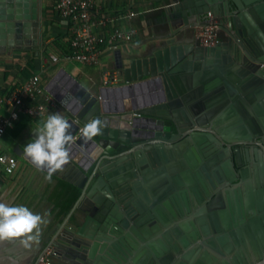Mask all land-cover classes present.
<instances>
[{
	"label": "water",
	"instance_id": "water-1",
	"mask_svg": "<svg viewBox=\"0 0 264 264\" xmlns=\"http://www.w3.org/2000/svg\"><path fill=\"white\" fill-rule=\"evenodd\" d=\"M162 9L147 42L115 52L109 83L87 87L60 69L45 86L74 137L70 162L53 174L78 195L50 224L58 264H264L263 159L251 180L237 177L238 156L201 155H229L264 130V0H170ZM44 12L43 0H0V51H39ZM209 12L222 35L213 47L195 38ZM97 118L102 135L85 143L81 130ZM182 135L190 138L176 144ZM24 147L12 155L30 162ZM162 183L175 191L164 200Z\"/></svg>",
	"mask_w": 264,
	"mask_h": 264
},
{
	"label": "crops",
	"instance_id": "crops-1",
	"mask_svg": "<svg viewBox=\"0 0 264 264\" xmlns=\"http://www.w3.org/2000/svg\"><path fill=\"white\" fill-rule=\"evenodd\" d=\"M58 1L43 0L47 31L39 51L25 49L14 52L0 51V97H8L22 86L24 82L19 78L17 64L25 63L32 52H36V56L39 57L36 75L41 77L44 88L60 69H65L87 87H90V83L103 81L105 74L114 70L115 52L139 47L147 42L161 26L164 16L162 8L170 4V0H97L93 14L95 31L104 35L108 42H111V35L116 31H126L133 36L131 41L119 43L117 51L104 47L101 63L98 66H87L75 61L52 62L53 56L62 53L53 42L61 35L69 32L73 34L74 27L73 22L59 16L56 9ZM106 18H111L113 21L103 26L102 22ZM45 47L46 53H44ZM76 64H81L83 67H77ZM57 112L64 115V109L60 104L55 108H49L41 117L22 116L12 128L7 130L2 141L4 151L14 157L9 153V147L12 146L14 149L18 145L26 146L31 141V134L50 114ZM24 140L26 144L23 143ZM16 159L19 167L14 175L7 176L0 173V202L10 206H25L33 213L46 218L48 223L41 226L39 244L33 245L30 249L23 248L18 240L0 242V264H37L42 252L49 246L50 224L55 218L59 223L66 219L75 203L77 190L70 183L54 175L51 180L46 179L45 170H38L27 160ZM55 262L58 264L56 260Z\"/></svg>",
	"mask_w": 264,
	"mask_h": 264
},
{
	"label": "built area",
	"instance_id": "built-area-1",
	"mask_svg": "<svg viewBox=\"0 0 264 264\" xmlns=\"http://www.w3.org/2000/svg\"><path fill=\"white\" fill-rule=\"evenodd\" d=\"M97 0H59L57 12L59 16L74 24L71 51L53 56L52 62L75 61L87 66H98L102 61L104 45L108 42L104 35L95 31L94 10ZM208 25L197 28L196 41L206 47L217 46L221 41L220 23L211 12L207 14ZM113 19L106 18L102 25L107 26ZM132 33L116 31L111 35L109 49L117 51L119 43L132 40ZM113 73L105 74L104 81L109 83ZM58 101L44 88L42 79L35 75L26 81L19 89L10 96L0 97V173L7 176L14 175L19 167L16 158L11 157L2 146L3 138L7 130L12 128L22 116L32 118L41 117L49 108L58 106ZM37 264H56L54 251L47 247Z\"/></svg>",
	"mask_w": 264,
	"mask_h": 264
},
{
	"label": "clouds",
	"instance_id": "clouds-1",
	"mask_svg": "<svg viewBox=\"0 0 264 264\" xmlns=\"http://www.w3.org/2000/svg\"><path fill=\"white\" fill-rule=\"evenodd\" d=\"M104 127L99 118L89 120L81 130L83 141L87 143L102 135ZM35 132L38 135L23 148V155L38 170H46V179L51 180L53 174L63 172L70 162L72 124L57 112L50 114ZM47 223L46 218L25 206L0 202V242L18 240L23 248L30 249L39 244L41 226Z\"/></svg>",
	"mask_w": 264,
	"mask_h": 264
},
{
	"label": "flooded vegetation",
	"instance_id": "flooded-vegetation-1",
	"mask_svg": "<svg viewBox=\"0 0 264 264\" xmlns=\"http://www.w3.org/2000/svg\"><path fill=\"white\" fill-rule=\"evenodd\" d=\"M196 34V32H195ZM222 38V35H221ZM16 50L23 49L21 46H19L17 43L15 44ZM253 55V54H252ZM254 57V55H253ZM252 139L248 141L245 144L239 145L236 148H234V151H231L230 154L228 155L227 151L224 148H221L213 153H211L209 156H205V154H201L203 159L207 161L208 163L214 162L216 159H220L221 156L225 157H239V163L240 167L238 168V171L240 172L237 174L238 178H242L246 175L249 176V178L252 180L254 177V174L256 173V162L254 159L257 156H260L263 161H264V148H263V143H264V130L261 128V131H252L251 132ZM190 137L188 135H182L180 140L176 142L177 143H185L188 141ZM212 149L208 150L210 152ZM175 157H178V150H173ZM159 190L161 191L159 199L164 200L169 198L174 194V190L168 191L167 188H165V185L162 183L160 184ZM190 210H194V204L190 203ZM188 216L187 210H185V217L181 216V218H186ZM250 254L252 256V248H250ZM262 255L264 256V251H262ZM253 261L249 259L248 263L249 264H260L263 262V260H255L254 263Z\"/></svg>",
	"mask_w": 264,
	"mask_h": 264
},
{
	"label": "trees",
	"instance_id": "trees-1",
	"mask_svg": "<svg viewBox=\"0 0 264 264\" xmlns=\"http://www.w3.org/2000/svg\"><path fill=\"white\" fill-rule=\"evenodd\" d=\"M73 37H74V35L71 34L70 32L66 33L64 35L59 36L53 42V44L58 46V49L62 53L63 52H69V51H71V41H72ZM109 45H111V42H107L103 47H108ZM46 47L44 49V53L47 52ZM30 54H31V57L29 59L25 60V63L19 62L17 64V70L19 71V78H22L24 83L36 75V68L38 65L39 57L36 56V52H32ZM21 84H19V85H21ZM75 198L77 200L78 195ZM76 200H75V202H76Z\"/></svg>",
	"mask_w": 264,
	"mask_h": 264
},
{
	"label": "rangeland",
	"instance_id": "rangeland-1",
	"mask_svg": "<svg viewBox=\"0 0 264 264\" xmlns=\"http://www.w3.org/2000/svg\"><path fill=\"white\" fill-rule=\"evenodd\" d=\"M46 55H47V54H46ZM76 66H77V67H80V68L83 67L81 64H76ZM8 151H9V153L12 155V151H13L12 146L9 147ZM12 156H13V155H12Z\"/></svg>",
	"mask_w": 264,
	"mask_h": 264
}]
</instances>
